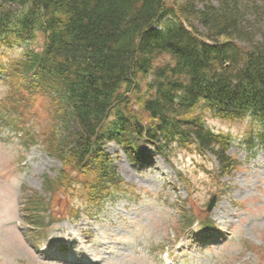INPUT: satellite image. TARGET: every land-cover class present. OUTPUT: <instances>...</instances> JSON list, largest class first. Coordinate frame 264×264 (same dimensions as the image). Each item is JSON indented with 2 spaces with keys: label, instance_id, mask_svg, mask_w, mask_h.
Returning a JSON list of instances; mask_svg holds the SVG:
<instances>
[{
  "label": "trees",
  "instance_id": "obj_1",
  "mask_svg": "<svg viewBox=\"0 0 264 264\" xmlns=\"http://www.w3.org/2000/svg\"><path fill=\"white\" fill-rule=\"evenodd\" d=\"M197 4L0 0V48L27 46L12 63L0 58L10 90L4 114L12 123L31 124L40 145L61 163L55 176L43 175L41 191L28 194L22 211L30 226L55 219L49 210L60 193H83L84 204H72L70 216L77 220L83 211L103 209L114 193L126 197L129 188L105 150L110 140L138 161H148L144 143L163 154L172 145L198 146L217 157L220 178L239 160L227 153L225 132L208 127L201 110H209L221 118H249L245 143L264 147V23L247 18L242 0ZM38 34L40 47L29 45ZM47 96L50 125L58 122L39 130L16 109ZM210 222L206 216L203 225Z\"/></svg>",
  "mask_w": 264,
  "mask_h": 264
},
{
  "label": "rangeland",
  "instance_id": "obj_2",
  "mask_svg": "<svg viewBox=\"0 0 264 264\" xmlns=\"http://www.w3.org/2000/svg\"><path fill=\"white\" fill-rule=\"evenodd\" d=\"M195 1L203 8L209 2L218 7L221 0ZM242 3L248 6L247 18L253 24L264 23V0ZM4 8H11L10 3ZM197 24L204 32V26ZM42 41L39 34L29 45L39 47ZM25 47L13 44L2 48L0 58L12 63L24 54ZM12 77L15 79L16 74ZM7 84L0 74L3 113L6 107L2 102L10 91ZM37 93L34 90L33 94ZM47 98L38 97L31 107L19 105L16 110L31 118L29 122L39 130L52 129L58 121L52 119L54 125H50L45 111L51 99ZM201 113L211 128L225 132L230 139L227 153L240 163L233 175L222 177V188L214 185L218 180L208 172L216 165L209 156L188 152L178 145L166 149L165 156L152 144L144 143L141 149L152 161L142 164L129 158L120 142L109 141L106 152L123 183L138 196L112 194L98 216L83 214L76 220L70 216L72 204H84L83 193H60L53 198L49 211L64 219L53 220L48 236L37 244L22 207L28 194L42 190L43 175L55 176L61 164L41 146H29L17 132L18 138L11 135L0 118V264H166L162 258L166 246L171 248L177 264H264V149H250L242 142V137L248 138L249 120L221 118L209 110ZM176 169L188 179L186 186L179 182ZM216 191L219 197L209 211L208 203ZM181 201L192 207L193 214L214 219L217 232L210 238L198 232L196 238L185 230L180 235ZM197 230L201 231L197 228L194 233Z\"/></svg>",
  "mask_w": 264,
  "mask_h": 264
},
{
  "label": "water",
  "instance_id": "obj_3",
  "mask_svg": "<svg viewBox=\"0 0 264 264\" xmlns=\"http://www.w3.org/2000/svg\"><path fill=\"white\" fill-rule=\"evenodd\" d=\"M215 199H216V197H214V199L212 200V202L210 203V209H211V207L213 206V204H214V202H215Z\"/></svg>",
  "mask_w": 264,
  "mask_h": 264
}]
</instances>
